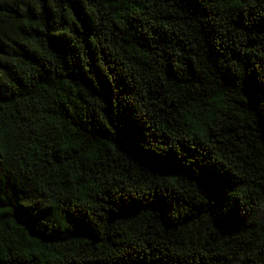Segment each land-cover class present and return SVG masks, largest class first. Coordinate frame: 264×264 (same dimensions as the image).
Segmentation results:
<instances>
[{
  "label": "trees",
  "instance_id": "1",
  "mask_svg": "<svg viewBox=\"0 0 264 264\" xmlns=\"http://www.w3.org/2000/svg\"><path fill=\"white\" fill-rule=\"evenodd\" d=\"M0 264H264V0H0Z\"/></svg>",
  "mask_w": 264,
  "mask_h": 264
}]
</instances>
